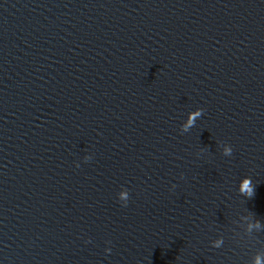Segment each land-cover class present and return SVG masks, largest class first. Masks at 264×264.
I'll return each mask as SVG.
<instances>
[{"label":"water","instance_id":"obj_1","mask_svg":"<svg viewBox=\"0 0 264 264\" xmlns=\"http://www.w3.org/2000/svg\"><path fill=\"white\" fill-rule=\"evenodd\" d=\"M257 258L264 0H0V264Z\"/></svg>","mask_w":264,"mask_h":264},{"label":"clouds","instance_id":"obj_2","mask_svg":"<svg viewBox=\"0 0 264 264\" xmlns=\"http://www.w3.org/2000/svg\"><path fill=\"white\" fill-rule=\"evenodd\" d=\"M244 189H248V182L246 181L245 182V184H244ZM249 191H251L250 189H249ZM256 264H260V262H259V258H257V262H256Z\"/></svg>","mask_w":264,"mask_h":264}]
</instances>
